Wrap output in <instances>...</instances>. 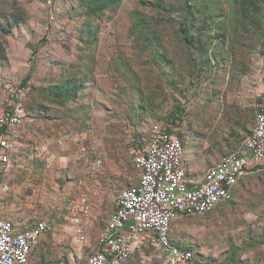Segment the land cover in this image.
<instances>
[{
	"label": "rangeland",
	"instance_id": "rangeland-1",
	"mask_svg": "<svg viewBox=\"0 0 264 264\" xmlns=\"http://www.w3.org/2000/svg\"><path fill=\"white\" fill-rule=\"evenodd\" d=\"M88 3L0 0V103L6 84L21 90L26 113H38L42 124L74 116L67 126H52L66 137L53 156L57 164H30L18 151L12 156L6 203L15 210H64L66 219L70 194L59 190L78 179L68 176L70 160L79 162L70 152L94 142L102 167L88 177L105 175L92 194L104 193L108 210L136 183L130 146L142 147L152 122L180 118L186 131L198 122L237 146L254 127L252 104L264 99V0H189L188 8L185 0H108L100 11H89ZM64 80L76 84L78 100L56 112L47 106L48 88ZM82 134L91 139L82 141ZM26 143L29 155L35 142ZM211 214L172 227L198 264H264V170Z\"/></svg>",
	"mask_w": 264,
	"mask_h": 264
},
{
	"label": "built area",
	"instance_id": "built-area-1",
	"mask_svg": "<svg viewBox=\"0 0 264 264\" xmlns=\"http://www.w3.org/2000/svg\"><path fill=\"white\" fill-rule=\"evenodd\" d=\"M23 93L4 85L0 103V173H6L18 151L14 131L26 119ZM255 127L240 148L209 168L196 182L186 178L183 167L184 146L177 134L168 131L166 123L152 122L147 145L135 152L136 185L121 191L114 200V212L97 236V250L85 264H118L127 259L132 244L151 230L168 253L165 264H194L190 251L172 244L169 238L172 222L210 213L216 206L231 200L233 188L264 163V99L252 104ZM248 153V156L244 153ZM94 156L98 172L102 161L94 149L81 147L76 161ZM81 188H78L80 191ZM80 211L69 220L74 238L87 242L84 225L90 214V198L85 196ZM49 231V225L37 222L34 227L16 231L6 219L0 220V264H28L30 252ZM65 264V263H62ZM72 264H79L72 261Z\"/></svg>",
	"mask_w": 264,
	"mask_h": 264
},
{
	"label": "crops",
	"instance_id": "crops-1",
	"mask_svg": "<svg viewBox=\"0 0 264 264\" xmlns=\"http://www.w3.org/2000/svg\"><path fill=\"white\" fill-rule=\"evenodd\" d=\"M66 104L67 103H65L64 106H60L50 102L47 106L59 110H54L56 112H65V110H69L66 108ZM66 116L70 120H74V116H72L71 113H66ZM39 119L38 113L26 115L23 125L14 131V137L18 144V152H21L23 155L22 159L24 158L29 161L30 164H35L38 159H44L48 162V165H55L57 164V161L53 160V156L57 153L56 151L58 147L59 149L65 148L64 139L66 137L63 136V133L54 135L53 132L55 130H52V126L62 128V126H67V124L72 123V121L60 118V116H57V118L49 117V123L47 125L42 124ZM197 124L198 122H194L195 128H193V131H186L183 130L182 127H177V134H179L184 146L183 167L186 178L192 182L199 181L209 168L215 166L220 161L221 157L224 156L222 153L228 150H234V152L238 150H235L238 146L234 145L236 142L232 141L227 135L218 137L212 129L200 128ZM28 128L31 130H24ZM243 138L241 137V140ZM79 139L84 141L85 139H91V136L82 134ZM28 140H31L33 143L35 142L33 145H30L31 151L29 152V155L27 154V151L30 148L27 147L26 143ZM130 141V143L134 142V140ZM143 141L144 144L139 149L134 148L133 144L130 146V154L133 159L135 152L143 150L149 139ZM94 145L93 149L95 154L99 156L97 148L99 145H96L95 142ZM78 151L79 149L75 148L74 151L70 152L71 159L74 158L75 155H78ZM244 155L248 156V153L246 152ZM90 157L93 158L92 155L89 154L78 163H76L74 159L73 161L70 160L73 163L72 166L74 168H69L68 176L78 179L77 181L69 180L68 183L63 185L61 190L58 189L62 194H65V197L66 194H70L68 198L71 202L68 210H66V219L61 215L64 210H15L13 205H7L6 198L10 189V185L8 184L9 177H7V172L0 173V220H8L16 231L29 229L34 227L37 222L41 221H44L49 225V231L43 235L36 248L30 252L28 256V264H72L73 260L78 261L79 264H85L87 257L96 252L98 233L105 227L109 217L114 212V202H112L108 210H102L104 193H101L99 197L92 194V191L96 192L94 185L99 183V181H105L102 179L105 175H97L93 180H89L88 176L93 168V159L90 161ZM29 167L30 170L33 171L32 165H29ZM263 168L264 163L240 180L232 190L230 201H232L235 190L239 187L240 183H243L247 177L252 176L256 172L264 170ZM107 177L109 178V175ZM76 182L78 184L73 185H76L74 190L71 185ZM137 182L138 178L136 183L131 186L136 185ZM80 187L81 190L78 191V188ZM129 187H126L125 189H128ZM85 196L90 198L91 208L90 214L84 225V233L87 242L82 245L74 238L68 222L70 218L76 216L80 211L79 209L83 205V199ZM214 209L216 210L217 206ZM211 212L204 216H210ZM204 216H198L195 218H201ZM211 216L213 215L211 214ZM211 219L214 221L216 220L215 216ZM178 220L172 222L169 232V238L175 246L181 245L172 237V227L175 229L179 227L176 223ZM100 223H102L103 226L100 225ZM167 258L168 253L158 243L156 234L151 230H146L140 235V238L132 244L127 259L118 264H165Z\"/></svg>",
	"mask_w": 264,
	"mask_h": 264
},
{
	"label": "trees",
	"instance_id": "trees-1",
	"mask_svg": "<svg viewBox=\"0 0 264 264\" xmlns=\"http://www.w3.org/2000/svg\"><path fill=\"white\" fill-rule=\"evenodd\" d=\"M107 1L108 0H89V3H88V9H89V11H91V10H93V11H100L102 8H104L105 7V5L107 4ZM256 1H259V0H256ZM262 1V0H261ZM185 4H186V6H187V8L189 7L188 6V4H189V0H185ZM251 3H249V7H251V9L252 8H254V7H252V5H250ZM188 15H190V14H188ZM143 21V20H142ZM180 31L182 32V35H183V39H184V41H185V43H187V44H192V38L191 37H189V35H188V33H187V29L185 28V27H181V29H180ZM207 61V60H206ZM29 80V76H27L26 78H25V80H24V83H26V81H28ZM67 80V79H66ZM66 80H64V81H61L60 82V84H58V85H56V86H54V87H50V88H48V94L50 95L49 97H47L46 99L48 100H46L48 103H55V104H57V105H60V106H64L65 105V103H68V102H76L77 100H78V98H77V94H78V90H77V88H76V84L73 82V81H71V80H68V82L66 81ZM23 83V84H24ZM25 111H26V109H25ZM251 113H252V115H253V122H254V125H255V116H254V110L252 109L251 110ZM26 115H30V112H28V113H26ZM163 120H166L167 122H161V120H157L156 122L157 123H166L167 124V127H168V131L169 132H173V129L174 128H177V127H179V123H178V121L180 120V118L178 119V118H174V119H163ZM162 120V121H163ZM255 127V126H254ZM254 127L252 128V130H249V133L246 135V136H243V137H245V138H243L242 140H241V143L237 146V148L235 149V150H237V149H239L240 148V146H241V144H242V142L247 138V137H249V136H251V134L253 133V130H254ZM242 130L243 131H241V128L239 129V132L241 131V132H245L244 131V129L242 128ZM245 130H246V128H245ZM238 131V130H237ZM240 132V133H241ZM236 135L238 136L239 134H238V132L236 133ZM232 152H234V150L233 151H230V152H228L227 154H225L224 156H226V155H228V154H230V153H232ZM223 157V156H222ZM177 246H179L178 248H180V249H182V250H187V251H190L191 253L193 252L192 250H191V248H189V247H184V246H182V245H177ZM193 254V253H192ZM193 257H194V264H198V262H197V260H196V258H195V255L193 254ZM197 257H199L200 258V255L198 256L197 255Z\"/></svg>",
	"mask_w": 264,
	"mask_h": 264
}]
</instances>
